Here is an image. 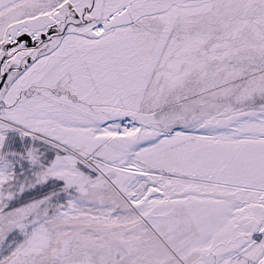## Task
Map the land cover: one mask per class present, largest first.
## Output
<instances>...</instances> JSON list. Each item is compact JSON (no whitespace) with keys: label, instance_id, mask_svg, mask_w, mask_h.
<instances>
[{"label":"snow or ice","instance_id":"snow-or-ice-1","mask_svg":"<svg viewBox=\"0 0 264 264\" xmlns=\"http://www.w3.org/2000/svg\"><path fill=\"white\" fill-rule=\"evenodd\" d=\"M0 264H264V0H0Z\"/></svg>","mask_w":264,"mask_h":264}]
</instances>
